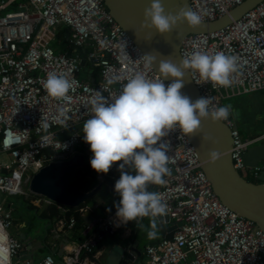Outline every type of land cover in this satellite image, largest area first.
Wrapping results in <instances>:
<instances>
[{"label":"built area","instance_id":"built-area-1","mask_svg":"<svg viewBox=\"0 0 264 264\" xmlns=\"http://www.w3.org/2000/svg\"><path fill=\"white\" fill-rule=\"evenodd\" d=\"M244 1L190 3L202 21H213ZM9 5L7 0H0V191L9 196L33 195L35 203L50 204V199L30 191L32 178L52 162L70 159L82 148L90 150L82 129L77 127L90 118V101L96 93L111 100L135 73L143 72L149 79L159 78V74L153 66L145 67L144 54L104 0H27L11 11ZM64 26L73 54L57 52L53 47ZM81 49L89 50L87 64L98 69V75L94 71L95 83L80 78L84 58L78 52ZM195 51L238 57V70L228 87L192 76L202 97L213 98V107L227 106L226 100L233 97L264 91V0L223 29L188 35L181 55L186 58ZM50 72L63 74L71 81L73 88L67 99L46 93L43 83ZM116 75L121 80L109 85L107 81ZM61 107L68 109L65 124L56 119ZM223 122L232 129L235 168L246 179L264 183L259 179L264 161L248 166L243 157L249 148L264 141V134L245 137L231 109ZM161 142L169 145L170 175L165 177L164 185H153L154 192L160 193L167 205L164 217L182 225L176 227L170 239L145 248V264H264V231L221 201L189 137L174 129ZM120 163H114L108 172L118 170ZM13 203L4 200L0 204V264H14L24 248L22 240L12 233ZM88 210H92L89 205L80 209L82 213ZM58 224L72 231L76 218L72 216L67 222L62 219ZM93 224L106 234H113L123 225L116 210L96 218ZM97 241V236H91L79 243L63 263L47 255L35 264H92L89 257L81 259V255L92 252Z\"/></svg>","mask_w":264,"mask_h":264},{"label":"clouds","instance_id":"clouds-1","mask_svg":"<svg viewBox=\"0 0 264 264\" xmlns=\"http://www.w3.org/2000/svg\"><path fill=\"white\" fill-rule=\"evenodd\" d=\"M198 26L201 16L190 9L181 8L173 15L166 13L161 0H152L144 9L143 29H154L158 34L170 33L178 24ZM179 35V34H178ZM146 40L151 36H146ZM145 67H152L157 57L152 54L142 56ZM238 70V57L223 52L208 54L195 51L179 64L171 59H161L158 64L159 78L149 79L143 72H137L127 79L117 95L111 100L99 92L90 101L91 116L83 124V140L90 145L92 158L90 165L97 173H108L112 165L119 164L120 177L114 191L120 197L116 207V217L127 224L145 217L149 218L147 236L156 237L157 218L167 212L160 193L150 191L151 185H164L170 175L169 145L161 142L171 130L179 129L191 136L201 129V121L228 120L231 106L213 107L212 97H201L193 101L182 94L186 73L199 76L200 81L228 87L231 76ZM171 78L170 83H165ZM121 77L110 78L109 85L118 83ZM48 96L67 99L73 88L71 81L63 74L50 72L43 83ZM68 109H58L56 119L65 124ZM205 142L216 141L208 135ZM210 161L220 159V153H208ZM127 169V170H126ZM47 264V262H46Z\"/></svg>","mask_w":264,"mask_h":264},{"label":"water","instance_id":"water-1","mask_svg":"<svg viewBox=\"0 0 264 264\" xmlns=\"http://www.w3.org/2000/svg\"><path fill=\"white\" fill-rule=\"evenodd\" d=\"M263 0H245L228 13L213 21H202L198 26L189 27L186 22L178 24L170 33L158 34L154 29H143L144 9L150 6L152 0H104V3L116 21L129 34L142 53L152 54L157 57L153 65L158 73V64L161 59H171L179 64L181 46L185 38L190 34L209 33L223 29L240 20L249 11L256 8ZM165 12L175 15L181 8L191 9L190 0H161ZM179 34V35H178ZM146 36L151 39L146 40ZM82 66L87 65V59L83 58ZM159 74V73H158ZM92 83L96 82L94 70L87 77ZM168 83L172 82L169 78ZM185 87L182 94L189 96L193 101L201 98L199 88L192 76L186 73ZM211 136L216 142H205L202 136ZM196 149L202 168L212 182L214 191L221 201L242 217L253 220L264 231V183H256L243 177L235 168L231 150L234 144L232 129L223 121L212 122L211 119L201 121L199 132L188 136ZM216 151L220 153V159L210 161L208 153ZM244 161L248 166H258L264 161V144L255 145L244 153ZM86 167V157L76 153L70 159L52 162L38 171L30 183V191L38 196L50 199L53 203L64 207H80L93 199L104 185L114 189L116 180L108 178L106 174L99 175V184L90 191H84L73 185L72 180L80 169ZM264 181V173L259 176ZM90 214V212L88 213ZM161 223L171 224L165 239H170L178 225L169 216L157 218ZM33 223L31 222V225ZM30 225V226H31ZM166 229H163L165 232ZM26 238V235H22ZM68 240L61 244L59 255L64 250ZM107 257L102 264H141L143 248L139 247V240L130 245V251L117 244L107 246Z\"/></svg>","mask_w":264,"mask_h":264},{"label":"crops","instance_id":"crops-1","mask_svg":"<svg viewBox=\"0 0 264 264\" xmlns=\"http://www.w3.org/2000/svg\"><path fill=\"white\" fill-rule=\"evenodd\" d=\"M26 1L27 0H16L15 2H17V6L15 9H18V7L21 4L26 3ZM10 7H11V5H9L8 8H10ZM233 118L236 121L234 115H233ZM236 124H237V122H236ZM262 134H264V131L263 132H254V133H251L245 137L262 135ZM260 144H264V141L261 142ZM109 173H111V172H109ZM106 176H108V178L114 179V178L110 177L108 174H106ZM98 179H99V177H98ZM114 180H116V179H114ZM149 190L154 191V186L151 185ZM99 194H102L106 198L98 197ZM94 198H98V200L96 203L89 205L92 210H88L85 212V215L88 217V219H87L88 226L90 225L92 227L90 230H87V229L84 230L83 233L81 234V237L77 240H73L71 238L72 233L74 232V229L72 231H70L69 229L64 228L63 224L62 225L58 224V221H55L56 219H54V218L52 220L46 219L45 216H42V210L45 208H48L49 206H51L52 204H55V203H53V202L50 204L35 203L36 205H38V208H39V210L37 211L36 214H37V216L40 215V218H42V219L44 218L46 220V226H45L44 232H42L40 234V236H31V237L26 233V229L31 225L32 220H30L29 222L25 221L23 219L24 206L20 207L18 202L13 203V205L15 206V214L14 215L18 217L17 222L19 223V225L17 224V226L19 227V232L14 233L12 231V233L16 237H18L20 240H22V242L24 243V248L22 249L20 255L14 258L16 260V264H25L28 261L31 262V264H35L38 261H40L41 259H43L44 257H46L47 255H52V254H55V255L63 258V261H64L65 258L71 256L74 253V251H75L77 245H79V243L88 240L91 236H97V238H98V241H97V244L95 245V247L98 246L99 244L101 245L100 248L97 250L96 256H95L96 259H98V261H102V260L106 259L107 253L109 250V248L107 247L108 245L113 246V245L117 244L121 247H124L127 251H130V245L132 243H134L136 240H139V247L141 249L143 248V256L141 259V264H145V262H146L145 248L148 245L157 243V242L161 241L162 239H164L163 235H166L168 233V230L171 229V224L161 223L157 219L156 220V223H157L156 237L153 239H149L147 236V232L150 230L148 217L142 218L139 222L137 221L138 223H140L139 230L137 233H135L128 226V223H127V224H123L122 226H120L113 234H110V233L106 234L100 229V227L97 224L96 225L93 224L94 220L96 219V216L94 213L97 210V208L100 207L99 203H103V204L106 203V206L114 207L115 208L114 211H115L116 210L115 204L118 203L120 197L117 193H115L114 189H112L108 185H104L103 188L98 192V194ZM55 205H57L58 206L57 208L60 209L61 205H58V204H55ZM64 208H66V207H64ZM28 210L29 209L27 208V211ZM30 211L32 212L31 209H30ZM89 211H91L90 214H88ZM47 213L50 214V211L47 210ZM107 215L108 214L105 211L103 216H107ZM63 220H64V222H67V220L65 218ZM14 221H16V220L14 219ZM163 229H166L165 232H163ZM23 234L26 235V238L22 237ZM88 235H89V237H88ZM65 239L68 240V243L66 244V246L63 247L64 250L62 251V254L59 255V252L61 250V244ZM44 243H46L49 246V250L47 252H46L47 248H45ZM58 263H60V262H58ZM91 263L92 264H100V262H95L93 260H91Z\"/></svg>","mask_w":264,"mask_h":264},{"label":"trees","instance_id":"trees-1","mask_svg":"<svg viewBox=\"0 0 264 264\" xmlns=\"http://www.w3.org/2000/svg\"><path fill=\"white\" fill-rule=\"evenodd\" d=\"M11 7L8 9H12V10H16V6H17V2H15L16 0H7ZM57 52H68L69 54H73L74 51L71 47H69L68 45V41L67 42H63V40H59L58 44H57ZM79 53H81V55L86 58L87 60H89V50L88 49H81L78 51ZM91 65V64H90ZM92 66V65H91ZM93 67V66H92ZM93 70L95 71L96 75H98V69L97 67H93ZM81 154H83L86 157V167L83 169H80L78 171V173L74 176L72 183L73 185L79 187L80 189L84 190V191H90L92 190L95 186H97L99 180H98V175L100 173H97L95 170L92 169L91 165H90V160L92 158V152L90 150H87L85 148H82L80 151ZM127 170V169H126ZM108 174L110 177L118 180L120 177V171L119 169L111 172V173H106ZM108 177V176H107ZM98 197H103L106 198L105 196H103L102 194H99ZM18 203L19 206H24L25 208H28L29 210L31 209L33 212L35 211L37 213V211L39 210L38 205L35 204V197L32 195L30 197H18ZM98 200V198H94L90 201H88L87 203L81 205L80 207H74V208H70V207H66L65 209L67 211H65L64 209H59L57 208L58 206L55 204H52L51 206H49L48 208H45L42 210V216H45L46 219H56L55 221H59L62 219H66L67 221L70 220V218L72 216H74L76 218V226L74 229V232L72 233L71 238L73 240H77L81 237V234L83 233L84 230H86L88 228V222L87 219L88 217L85 215V213H82L80 211L81 208L85 207L86 205H90V204H94L96 203ZM105 200V199H104ZM103 201V200H102ZM100 207L97 208V210L95 211V216L96 218L98 217H102L104 212L106 211L107 214H112L114 211V207H110V206H106V203H99ZM41 210V209H40ZM47 210L50 211V214L47 213ZM65 211V212H64ZM37 215V214H36ZM40 217V215H38ZM128 226L135 232L137 233L139 230V226L140 223H138L137 221H132L128 223ZM89 237V235H88ZM45 248H47L46 252L49 250V246L44 243ZM100 244L98 246H94L92 252H83L81 255V259H85L86 257H89L91 260L95 261V262H100L98 261V259H96L95 254L97 252V250L100 248ZM57 262L63 263V258L52 254Z\"/></svg>","mask_w":264,"mask_h":264},{"label":"rangeland","instance_id":"rangeland-1","mask_svg":"<svg viewBox=\"0 0 264 264\" xmlns=\"http://www.w3.org/2000/svg\"><path fill=\"white\" fill-rule=\"evenodd\" d=\"M12 9H8L11 11ZM67 33L68 30L66 26L61 28V32L59 33L57 39L53 41V47L58 51L57 44L59 40H63V42H67ZM93 70V67L88 63L86 66L83 67L82 73L80 75L81 79H86L89 76V73ZM226 105L231 106L232 114L234 115L237 127L241 130L244 136H248L254 132H263L264 131V91L250 93V94H243L238 97H233L231 99L226 100ZM83 127L79 125L77 129ZM83 129V128H82ZM101 174V173H100ZM99 174V175H100ZM98 175V177H99ZM99 180V179H98ZM99 183V182H98ZM18 197L22 196H9L4 194L0 191V203L4 200L8 202L16 203L18 201ZM23 209V208H22ZM23 219L25 221L32 220V225L26 229V233L31 236H40L42 232H44L46 226V220L40 218L36 215L34 211H27V208L24 207L23 209ZM14 229L12 230L14 233L19 232V223L17 222L18 217L14 216ZM16 225V226H15ZM14 264H16V260L14 259Z\"/></svg>","mask_w":264,"mask_h":264}]
</instances>
